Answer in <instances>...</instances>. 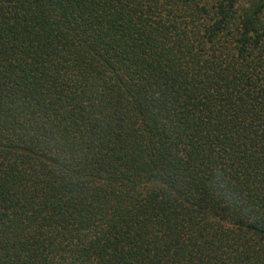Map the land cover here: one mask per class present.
I'll return each instance as SVG.
<instances>
[{
  "label": "trees",
  "instance_id": "trees-1",
  "mask_svg": "<svg viewBox=\"0 0 264 264\" xmlns=\"http://www.w3.org/2000/svg\"><path fill=\"white\" fill-rule=\"evenodd\" d=\"M0 264H264V0H0Z\"/></svg>",
  "mask_w": 264,
  "mask_h": 264
}]
</instances>
